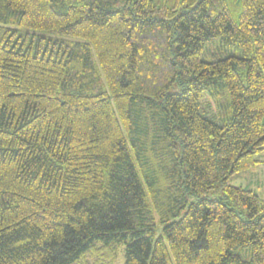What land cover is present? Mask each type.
I'll return each instance as SVG.
<instances>
[{
	"label": "trees",
	"instance_id": "1",
	"mask_svg": "<svg viewBox=\"0 0 264 264\" xmlns=\"http://www.w3.org/2000/svg\"><path fill=\"white\" fill-rule=\"evenodd\" d=\"M263 147L264 0H0V264H264Z\"/></svg>",
	"mask_w": 264,
	"mask_h": 264
},
{
	"label": "rangeland",
	"instance_id": "2",
	"mask_svg": "<svg viewBox=\"0 0 264 264\" xmlns=\"http://www.w3.org/2000/svg\"><path fill=\"white\" fill-rule=\"evenodd\" d=\"M253 159L256 162L254 167L233 174L229 178L228 184L235 188H242L244 190L252 191L261 200H264V147L261 152L253 156ZM195 201H196L195 198L193 197L189 198V203ZM184 211L185 209L183 210V212ZM159 232L160 230L157 229L155 236L159 235L160 234ZM238 253L241 254L242 251L239 250ZM124 261H125L124 249L121 248V251L119 252L118 255V259L115 262V264H124Z\"/></svg>",
	"mask_w": 264,
	"mask_h": 264
}]
</instances>
